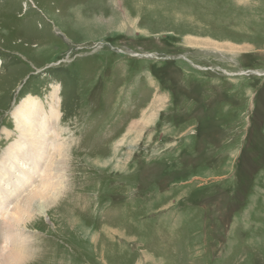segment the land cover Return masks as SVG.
<instances>
[{"label": "rangeland", "instance_id": "1", "mask_svg": "<svg viewBox=\"0 0 264 264\" xmlns=\"http://www.w3.org/2000/svg\"><path fill=\"white\" fill-rule=\"evenodd\" d=\"M34 103L68 148L24 264H264V0H0V162Z\"/></svg>", "mask_w": 264, "mask_h": 264}, {"label": "bare ground", "instance_id": "2", "mask_svg": "<svg viewBox=\"0 0 264 264\" xmlns=\"http://www.w3.org/2000/svg\"><path fill=\"white\" fill-rule=\"evenodd\" d=\"M37 105L17 108L22 116L16 122V132L18 142H24V147L13 143L2 153L8 158L0 162V217L4 219L0 223V264H24L27 261L33 243L23 234L22 224L35 213L50 207L63 190L60 175L67 162L68 146L60 141L57 116L55 119L53 115L42 114L43 108L39 104L37 110ZM43 147H46V154ZM23 154L26 165L21 164ZM12 160L15 168L21 165L20 174L11 171L6 164ZM29 174L33 179H29ZM29 184L32 185L28 187Z\"/></svg>", "mask_w": 264, "mask_h": 264}, {"label": "flooded vegetation", "instance_id": "3", "mask_svg": "<svg viewBox=\"0 0 264 264\" xmlns=\"http://www.w3.org/2000/svg\"><path fill=\"white\" fill-rule=\"evenodd\" d=\"M160 61H161L162 63L165 62V60H164L163 58H162ZM166 66H167V65H166Z\"/></svg>", "mask_w": 264, "mask_h": 264}]
</instances>
